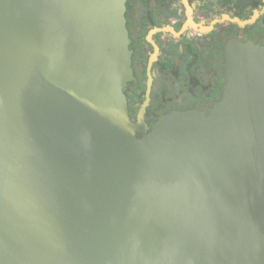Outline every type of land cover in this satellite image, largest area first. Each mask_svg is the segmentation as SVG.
I'll return each mask as SVG.
<instances>
[{
  "label": "water",
  "instance_id": "95a60500",
  "mask_svg": "<svg viewBox=\"0 0 264 264\" xmlns=\"http://www.w3.org/2000/svg\"><path fill=\"white\" fill-rule=\"evenodd\" d=\"M125 3L0 0V264H264V45L147 130Z\"/></svg>",
  "mask_w": 264,
  "mask_h": 264
},
{
  "label": "flooded vegetation",
  "instance_id": "af4514ba",
  "mask_svg": "<svg viewBox=\"0 0 264 264\" xmlns=\"http://www.w3.org/2000/svg\"><path fill=\"white\" fill-rule=\"evenodd\" d=\"M125 5L134 79L124 94L130 120L142 119L147 130L172 110H208L220 99L228 41L264 45V0H126ZM245 21L250 22L239 24Z\"/></svg>",
  "mask_w": 264,
  "mask_h": 264
},
{
  "label": "trees",
  "instance_id": "16d2710c",
  "mask_svg": "<svg viewBox=\"0 0 264 264\" xmlns=\"http://www.w3.org/2000/svg\"><path fill=\"white\" fill-rule=\"evenodd\" d=\"M136 136H137V137H140V134H137Z\"/></svg>",
  "mask_w": 264,
  "mask_h": 264
}]
</instances>
